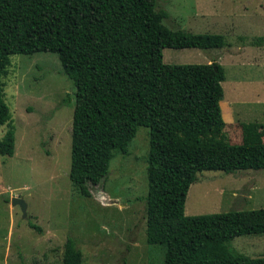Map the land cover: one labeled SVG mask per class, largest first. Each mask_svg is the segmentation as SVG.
I'll return each mask as SVG.
<instances>
[{"label":"trees","instance_id":"1","mask_svg":"<svg viewBox=\"0 0 264 264\" xmlns=\"http://www.w3.org/2000/svg\"><path fill=\"white\" fill-rule=\"evenodd\" d=\"M166 17L156 0H0V154L12 155L15 143L2 82L9 56L53 52L75 86L68 176L78 193L90 196L87 184L103 182L113 152L127 154L145 126V235L164 244L163 264H264L229 246L264 233V207L184 214L199 172L263 169L264 142L226 137L218 62L163 61V48H221L224 36L172 30ZM62 264H82L76 238H66Z\"/></svg>","mask_w":264,"mask_h":264},{"label":"rangeland","instance_id":"2","mask_svg":"<svg viewBox=\"0 0 264 264\" xmlns=\"http://www.w3.org/2000/svg\"><path fill=\"white\" fill-rule=\"evenodd\" d=\"M156 8L166 10L162 22L172 30L224 36L221 48H163V61L218 62L226 137L264 142V0H156ZM2 82L15 143L12 155L0 154V264H62L67 237L76 238L82 264H163L164 244L145 235L148 128H137L127 154L113 152L106 179L88 183L90 196H82L68 176L75 86L57 54L10 55ZM12 197L26 203L25 215ZM260 207L264 168L204 170L189 186L184 214ZM229 246L264 257V233L235 236Z\"/></svg>","mask_w":264,"mask_h":264},{"label":"water","instance_id":"3","mask_svg":"<svg viewBox=\"0 0 264 264\" xmlns=\"http://www.w3.org/2000/svg\"><path fill=\"white\" fill-rule=\"evenodd\" d=\"M10 201L12 205H19L23 214L25 215L26 203L20 197H12Z\"/></svg>","mask_w":264,"mask_h":264}]
</instances>
